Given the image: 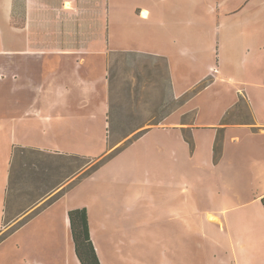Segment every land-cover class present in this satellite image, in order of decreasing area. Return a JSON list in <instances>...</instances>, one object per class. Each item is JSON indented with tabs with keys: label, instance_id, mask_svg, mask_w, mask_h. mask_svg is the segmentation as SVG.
<instances>
[{
	"label": "crops",
	"instance_id": "0c3cea01",
	"mask_svg": "<svg viewBox=\"0 0 264 264\" xmlns=\"http://www.w3.org/2000/svg\"><path fill=\"white\" fill-rule=\"evenodd\" d=\"M109 4L110 0H8L10 80L7 95L0 92V236L15 225L17 228L0 241V253L12 258L8 249L15 245L20 264H82L69 218V210L76 207L88 209L91 237L101 264H113V258L129 243L125 221L132 219L138 226L144 217L156 220V197L145 203L142 180L136 179L141 188L136 197L127 195L119 203L108 189L109 179L100 185L96 181L103 179L99 174L102 165L21 225L30 215L25 210L5 222L15 146L59 154L101 155H95L94 149L98 125L109 116L107 99L100 97L98 101L100 85L104 89L108 86L107 70L101 63L103 56L95 49L82 50L81 31L91 29V15L110 13ZM218 4L224 14L239 11L227 8L225 2ZM139 6L134 5L133 13L139 11L141 21L156 20V55L167 60L176 97L212 73L216 78L201 93L221 81L232 86L233 96L218 121L204 123L218 127L205 128L210 134L200 150L205 153L202 187L207 199L201 218L215 243L211 264H264V22H237L232 26L203 22V31L198 34L206 37L196 38L187 23L186 17L192 12L187 0H156L155 10ZM143 11L149 16H142ZM206 11L215 10L209 4ZM207 38L213 40L207 43ZM222 38L233 41L237 55L230 59L222 55ZM84 41L96 44L95 38ZM194 71L198 79L182 85L179 78L193 76ZM198 96L186 101L185 110L195 106L191 103ZM241 99L246 101L252 119L228 121V113ZM182 124L190 125L167 115L157 128L176 131L181 147L188 150L176 127ZM218 129L223 130V148L215 160ZM193 130L195 155L199 150L195 140L198 131ZM87 181L88 193L81 190L76 197L75 189ZM131 185L137 186L134 181Z\"/></svg>",
	"mask_w": 264,
	"mask_h": 264
},
{
	"label": "rangeland",
	"instance_id": "374dc122",
	"mask_svg": "<svg viewBox=\"0 0 264 264\" xmlns=\"http://www.w3.org/2000/svg\"><path fill=\"white\" fill-rule=\"evenodd\" d=\"M187 1L192 11L186 17L187 23L191 24L196 38L206 37L198 34L203 31L200 28L203 22L213 26L222 22L228 26L237 22H264V0ZM220 1L225 2L227 8L236 7L239 11L224 14L218 4ZM209 4L214 7V12L206 11ZM134 5H147L155 10L156 0H110V13L91 15V29L81 31L82 50L90 47L103 56L101 63L106 67L108 78L107 89L101 84L103 93H98L99 103L100 97H105L109 103V116L98 125L95 155L121 148L137 132L152 129L106 162L99 173L103 179L96 180L100 185L102 180L109 179L108 189L114 201L119 203L127 195L136 197L137 190H141L136 181L138 177L143 183L145 203L156 197V220L144 217L138 226L132 219L124 222L130 232L129 243L122 253H118V257L113 258V264H211L213 257L210 252L215 250V243L207 235L206 222L201 218V209L207 199L202 187L205 153L200 150L210 134L205 128L218 127L204 123L218 121L224 105L233 96V89L226 79L227 84L221 81L201 93L216 78L212 73L181 97H176L167 60L162 55H156V20L151 23L141 21L140 12L133 13ZM8 23V0H0V92L6 95L10 80H7ZM93 38L96 39L95 45H88L87 41L84 43V40ZM210 40L213 39L207 38V43ZM220 44L223 56L230 59L232 55H237L238 50L231 39L222 38ZM195 74L194 71L193 76L179 78L180 83L190 85L198 79ZM196 96L191 103L195 106L185 110L186 101ZM166 114L176 117L178 123H190L176 126L180 128L181 137H191L192 145L185 139L188 150L181 147L176 131L157 128L154 124ZM227 118L230 122L251 120L246 101L241 99ZM109 119L113 120L116 133L109 132ZM133 127L138 128L121 136ZM194 128L198 131L195 140L199 148L195 155ZM218 133L222 138L223 130L218 129ZM72 155L28 151L19 157L9 189L5 222L13 221L23 210L29 215L42 208L74 179L71 177H77L89 168V165H81L82 159ZM214 159L217 160L216 157ZM133 181L137 186L131 185ZM89 184L87 181L75 189V196L79 197L77 193L81 190L88 193ZM118 211L121 212L120 204ZM15 224L16 221L11 227ZM8 253L13 255L12 258L0 253V264H20L15 245L10 246Z\"/></svg>",
	"mask_w": 264,
	"mask_h": 264
},
{
	"label": "trees",
	"instance_id": "16d2710c",
	"mask_svg": "<svg viewBox=\"0 0 264 264\" xmlns=\"http://www.w3.org/2000/svg\"><path fill=\"white\" fill-rule=\"evenodd\" d=\"M239 105V103H238ZM168 114L164 115L163 117L159 118L156 120L154 124L158 125ZM227 120V118H226ZM109 121V132L116 133V128L114 126L113 120H108ZM138 127H133L129 132L122 133L121 136H126L133 131L137 130ZM149 128L143 129L139 132H137L134 136L129 138L128 142L126 145H124L121 148H117L109 153H103L97 157H91V156H86V155H80V154H73L72 157L77 158V159H82V166L89 165V168L85 170L83 173L79 174L73 181H71L67 186H65L53 199L47 201V203L43 206L45 207L49 203H51L54 199H57L61 195H63L67 190L71 189L75 184H77L79 181H81L83 178L86 176L90 175L94 171H96L98 168H100L102 165H104L106 162H108L110 159L115 157L118 153H120L129 143H132L135 141L138 137L143 135L145 132H147ZM185 139L192 145V139L191 137L185 136ZM223 136L217 134L216 137V142L214 145V150H215V157L216 159L219 158L223 144H222ZM219 141H221V144L219 145ZM44 152V150H41L39 148L35 147H22V146H15L13 148V156H12V167L10 171V180H9V185H8V193L6 196V206L8 202V195H9V189L14 181V173L17 170L16 165L18 158L23 156L26 152ZM95 160V162L93 161ZM92 162H94L92 164ZM22 169H24V164H21ZM262 204L264 206V196L261 198ZM42 207V208H43ZM42 208L34 211L32 214H30L25 220L21 221L18 225H21L24 223L27 219L38 213ZM69 218L71 222V228H72V235L75 243V248H76V253L81 261L82 264H101V261L99 259V256L97 254L94 242L91 237V231H90V224H89V214H88V209L87 207H76L73 209L69 210ZM17 228L15 226L13 229H11L9 232ZM5 233L2 236H0V241L6 237V235L9 233ZM81 233V235L79 234ZM82 236L83 238V243H81L80 237Z\"/></svg>",
	"mask_w": 264,
	"mask_h": 264
},
{
	"label": "bare ground",
	"instance_id": "6f19581e",
	"mask_svg": "<svg viewBox=\"0 0 264 264\" xmlns=\"http://www.w3.org/2000/svg\"><path fill=\"white\" fill-rule=\"evenodd\" d=\"M142 16H144V17H148V16H149V12H148V11H143Z\"/></svg>",
	"mask_w": 264,
	"mask_h": 264
},
{
	"label": "flooded vegetation",
	"instance_id": "af4514ba",
	"mask_svg": "<svg viewBox=\"0 0 264 264\" xmlns=\"http://www.w3.org/2000/svg\"><path fill=\"white\" fill-rule=\"evenodd\" d=\"M81 235V233H79ZM81 243H83V238L82 236L80 237V240H79Z\"/></svg>",
	"mask_w": 264,
	"mask_h": 264
}]
</instances>
